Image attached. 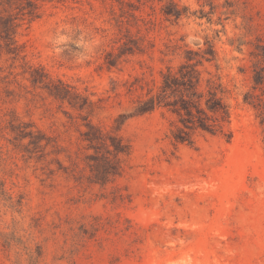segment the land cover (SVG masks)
Segmentation results:
<instances>
[{
	"label": "rangeland",
	"instance_id": "1",
	"mask_svg": "<svg viewBox=\"0 0 264 264\" xmlns=\"http://www.w3.org/2000/svg\"><path fill=\"white\" fill-rule=\"evenodd\" d=\"M34 4L30 20L25 0H0V264H264V0ZM190 51L215 54L199 69L229 90L230 138L180 144L175 114L137 115ZM35 67L93 106L34 86Z\"/></svg>",
	"mask_w": 264,
	"mask_h": 264
},
{
	"label": "trees",
	"instance_id": "2",
	"mask_svg": "<svg viewBox=\"0 0 264 264\" xmlns=\"http://www.w3.org/2000/svg\"><path fill=\"white\" fill-rule=\"evenodd\" d=\"M30 6H35L34 0H25ZM34 7L30 12V20L38 17ZM167 16L182 18L185 14L178 5L173 4L166 9ZM10 20L1 38L7 46V53L20 57L22 51L15 40L16 32ZM184 63L177 69L168 67L161 72V80L156 89L149 91L146 96L140 98L136 109L137 115L150 114L157 109H166L178 117L176 131L173 139L180 144L192 145L195 143V135L199 132L211 135H225L230 138V133L225 130L232 120V108L227 101L229 90L224 85L221 77L216 80H204L203 73L199 69L204 61L212 62L215 59L214 52L211 57L199 55L198 52L190 51ZM195 55V56H194ZM30 81L34 86L46 90L50 96L63 103H68L78 111L89 110L94 102L79 91L74 90L69 84L59 80H52L43 69L33 68L30 72ZM92 130V131H91ZM90 142H102V134L98 129L90 128ZM108 147H112L115 154L128 155L130 146L123 143L119 138L111 137Z\"/></svg>",
	"mask_w": 264,
	"mask_h": 264
}]
</instances>
